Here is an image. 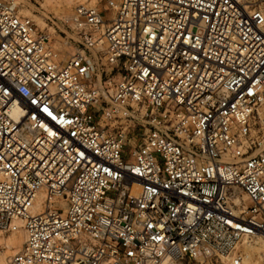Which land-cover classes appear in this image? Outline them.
<instances>
[{"label":"built area","instance_id":"2783aa9c","mask_svg":"<svg viewBox=\"0 0 264 264\" xmlns=\"http://www.w3.org/2000/svg\"><path fill=\"white\" fill-rule=\"evenodd\" d=\"M44 23L0 0V231L24 234L7 264H244L264 7L106 0Z\"/></svg>","mask_w":264,"mask_h":264},{"label":"rangeland","instance_id":"374dc122","mask_svg":"<svg viewBox=\"0 0 264 264\" xmlns=\"http://www.w3.org/2000/svg\"><path fill=\"white\" fill-rule=\"evenodd\" d=\"M106 0H14L17 3L18 8L22 11L24 15L34 17L38 21L40 27H45L44 22H49L62 15L68 13L71 8L78 3H89L95 5L102 9L105 5ZM254 6L264 7V0H245ZM55 36L56 45L59 44L61 40L58 35ZM73 50L71 47L67 50H62L61 55H67ZM103 67L98 68V72L102 71ZM103 71H108L109 69L104 67ZM116 69L112 71L109 78L116 80ZM105 76L102 77V82ZM130 135H128L129 137ZM128 143H133V140L128 141ZM127 151V147H126ZM18 240L16 245H12V241ZM24 240V234L21 230L17 232H3L0 231V264H7L8 259L15 252H17ZM245 256V264H264V236H257L252 239L251 242L246 244L243 248Z\"/></svg>","mask_w":264,"mask_h":264},{"label":"bare ground","instance_id":"6f19581e","mask_svg":"<svg viewBox=\"0 0 264 264\" xmlns=\"http://www.w3.org/2000/svg\"><path fill=\"white\" fill-rule=\"evenodd\" d=\"M257 236H264V235H257ZM257 236H256V237H257ZM251 241H252V240H251ZM251 241H249V242H251ZM17 242H18V240L14 239V240L12 241V245H16ZM249 242H246L245 245L248 244ZM245 245H244V246H245ZM243 252H244V251H243ZM243 262H244V264H245V256H244V258H243ZM253 264H256V263H253Z\"/></svg>","mask_w":264,"mask_h":264}]
</instances>
